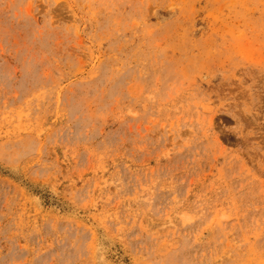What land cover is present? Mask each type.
Instances as JSON below:
<instances>
[{
	"label": "rangeland",
	"instance_id": "374dc122",
	"mask_svg": "<svg viewBox=\"0 0 264 264\" xmlns=\"http://www.w3.org/2000/svg\"><path fill=\"white\" fill-rule=\"evenodd\" d=\"M0 264H264V0H0Z\"/></svg>",
	"mask_w": 264,
	"mask_h": 264
}]
</instances>
